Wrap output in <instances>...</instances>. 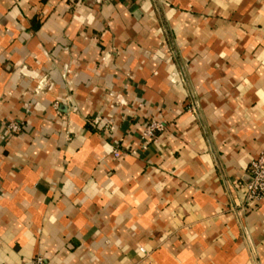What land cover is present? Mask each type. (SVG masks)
Instances as JSON below:
<instances>
[{
    "label": "crops",
    "instance_id": "1",
    "mask_svg": "<svg viewBox=\"0 0 264 264\" xmlns=\"http://www.w3.org/2000/svg\"><path fill=\"white\" fill-rule=\"evenodd\" d=\"M262 149L264 0H0V264H264Z\"/></svg>",
    "mask_w": 264,
    "mask_h": 264
},
{
    "label": "built area",
    "instance_id": "2",
    "mask_svg": "<svg viewBox=\"0 0 264 264\" xmlns=\"http://www.w3.org/2000/svg\"><path fill=\"white\" fill-rule=\"evenodd\" d=\"M187 109L193 114L197 112V104L195 99L191 97L189 103L187 104ZM6 128L10 132L18 133L21 131V125L18 122L10 121L6 123ZM104 130L108 128V124L103 125ZM101 128V129H102ZM164 126L161 122L157 120H151L144 128L143 137L153 139L156 137L158 132H161ZM115 157L121 155L120 150L115 149L113 151ZM246 175L248 176V181L244 184L246 194L244 206L250 207L255 203L259 202L264 198V149H262L257 157H255L248 165L246 170ZM142 251L144 249L140 248ZM31 264H51L48 259L42 255H37Z\"/></svg>",
    "mask_w": 264,
    "mask_h": 264
}]
</instances>
